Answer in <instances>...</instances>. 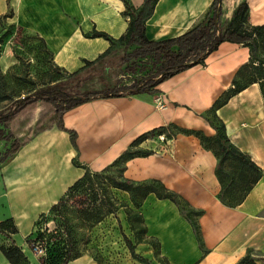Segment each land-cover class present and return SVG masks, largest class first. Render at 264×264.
Returning <instances> with one entry per match:
<instances>
[{"label":"crops","instance_id":"0c3cea01","mask_svg":"<svg viewBox=\"0 0 264 264\" xmlns=\"http://www.w3.org/2000/svg\"><path fill=\"white\" fill-rule=\"evenodd\" d=\"M131 1L138 7L144 0ZM239 1L226 13L227 17ZM212 2L158 0L146 23L147 36L158 40L184 33L204 18ZM248 2L249 21L264 23V0ZM9 8L13 10V22L44 37L54 51L56 63L70 72L83 66L86 59L98 57L111 44L104 37H91L86 33L97 28L119 37L129 25V17L122 13L123 0H0V14ZM249 57V48L244 44L223 41L204 64L170 76L157 85L156 91L96 98L69 109L64 114V122L77 133L76 147L65 130L54 127L41 132L12 159L15 164L9 169L12 175L9 177L8 172L6 179L0 178V187H4V181L19 176L30 179L24 181L28 184L37 181L49 186L52 179L58 181L56 145L53 141L49 148L36 145L46 135L52 140L61 136L62 149L71 160L77 156L92 170L101 171L137 137L155 128L169 130L177 125L215 134L203 113L232 86L237 71ZM158 100H162L163 105ZM217 113L225 123L230 140L263 170V177L240 204L229 206L219 199L218 159L193 133H179L166 143H161L158 136L147 138L141 146L155 152L129 159L124 176L135 181L159 179L192 208L203 210L198 224L204 251L192 264H236L249 251L256 257L257 264H264V97L259 83H252L231 96ZM47 149L50 154L44 158L42 155ZM83 174V168L74 166L65 178L75 180ZM14 193V190L0 188L3 208L0 221L14 213V204L19 200ZM145 208L149 229H159L165 224L172 229H191L171 200L160 199L152 193L145 201ZM29 227L27 223L26 229ZM75 261L89 264L82 256L69 264ZM0 264H10L1 249Z\"/></svg>","mask_w":264,"mask_h":264},{"label":"trees","instance_id":"16d2710c","mask_svg":"<svg viewBox=\"0 0 264 264\" xmlns=\"http://www.w3.org/2000/svg\"><path fill=\"white\" fill-rule=\"evenodd\" d=\"M124 2L126 5L124 14L129 17V25L122 35L113 37L108 32L97 28L86 33L91 37H104L111 42L103 53L93 60L86 59L83 66L72 72L57 65L60 72L64 73L62 77L46 82L32 91L12 99L0 109V140L4 141V145L0 149V167L10 162L27 142L54 126L59 130L69 132L71 141L76 147V131L65 126L64 114L66 111L96 98L156 91L160 82L193 65L204 64L208 55L217 49L223 41H231L247 46L250 57L237 71L232 80V86L203 113V116L214 127L215 134L209 135L202 130L186 129L177 125H172L169 130L155 128L137 137L128 149L108 167L122 163V176L120 178L109 176L111 184L113 187L129 191L137 206L141 205L150 193H154L160 199H169L177 205H180V200L189 204L161 180L135 181L125 177L124 171L129 159L155 152L153 149L141 146L147 138L165 134L169 140L179 133H193L200 138L205 148L213 151L218 159L216 175L221 184L219 199L226 205L237 206L263 177V170L248 153L230 140L225 123L219 117L217 109L225 104L231 96L255 82L259 83L264 97V23L252 24L249 21L250 5L248 0H240L234 6L231 16L226 18L222 8L223 0H213L199 23L180 35L156 40L147 36L146 23L153 15L158 0H144L138 7L131 0H124ZM220 5L219 17L216 18ZM115 57L116 65L135 76L130 83H123L118 77L113 83L104 81L112 75L106 61L113 60ZM147 63H151V67L147 68V73H140L142 64ZM115 74L120 76L121 72L117 71ZM95 79L102 83L94 86L92 82H95ZM40 102L53 106L52 115L48 119L46 117L38 119L24 137L16 136L10 128L12 121L35 109ZM80 163L77 166L84 169V174L69 186L57 203L50 207L48 214L44 212L41 214L43 218L45 217V221H57L56 230L49 238H45L44 232H39L33 239L34 241L38 238H45L47 241H54V247L48 248L44 264H68L71 260L81 256L79 250L71 246L74 244V236L70 218L66 214L68 210L66 203L79 185L91 182L93 176L99 173L82 162ZM136 189L140 190L138 198L135 195ZM108 211H114V209L110 207ZM196 212L200 215L203 210H196ZM49 215L53 217L48 219ZM104 215L102 210L95 211L92 207H88L82 212V217L85 220L100 221ZM135 215L141 223H144L141 212L137 211ZM187 217H190L189 214ZM10 227L12 233L17 232L12 217L0 221V228ZM143 229L145 230L146 227L143 226ZM123 236L132 256L141 262H147L148 260L136 251L133 240L124 232ZM10 239V245L0 244V249L10 264H18L20 261L28 263V257L22 248L13 237ZM61 242H64L63 246H61ZM236 264H257L256 257L249 251Z\"/></svg>","mask_w":264,"mask_h":264},{"label":"rangeland","instance_id":"374dc122","mask_svg":"<svg viewBox=\"0 0 264 264\" xmlns=\"http://www.w3.org/2000/svg\"><path fill=\"white\" fill-rule=\"evenodd\" d=\"M237 1L223 0L222 8L225 18L226 13ZM122 13L124 14V11ZM12 16L13 10L10 8L0 14V109L12 99L64 75L57 68L55 54L48 41L33 30L13 22ZM106 65L112 75L111 77L107 75L105 82L113 83L118 77L123 83H130L135 77L123 71L121 66L116 65V57L113 60L108 59ZM141 67L139 72L145 74L147 68L151 67V63L142 64ZM117 71L121 72V76L115 74ZM101 83L96 79L92 82L94 86ZM52 113L51 104L40 102L35 109L15 118L10 128L16 136L22 138L29 133L38 119L41 117L48 119ZM50 137L49 135L42 137L36 145H46L49 148L52 141L56 145L57 149L54 152L57 156L58 181L55 182L52 179L49 186H44L37 181L34 184H28L24 181L30 179L19 176L11 181H4V187H0L10 191L14 190V195L19 198L14 204V213L8 216L12 217L17 232L12 233L11 227L0 228V244L8 246L11 244L10 237H16L15 242L20 243L18 245L28 257V263L20 261L18 264H44L48 248L54 247V241H47L45 238H49L55 232L57 221H45V217L43 218L41 214L43 212L48 214L50 207L57 203L69 186L77 180L67 179L65 175L70 172L71 168L81 164V161L77 156L70 159L66 151L62 149L64 142L61 136L56 138L53 136L55 138L53 140ZM3 145L4 141L0 140V149ZM49 154L50 151L47 149L42 157H49ZM11 161L0 167V178L6 179L9 169L15 165ZM121 165L122 163H118L98 171L99 174H95L91 182L79 185L68 198L66 214L70 218L74 236V244L71 246L79 250L81 256L89 264H192L204 251L198 224L199 215L196 210L183 200H180V205L175 203L180 214L191 225V229H172L169 224L159 229H149L145 217V201L152 193L141 205L137 206L129 191L113 187L109 176L120 178L122 176ZM11 175L9 172V177ZM47 191H49L48 195ZM135 195L138 198L140 190L136 189ZM5 200L6 198H3V201ZM88 207H92L95 211L102 210L105 213L103 219L100 221L85 220L82 212ZM110 207L114 211H108ZM2 210L0 201V212ZM148 210L150 211V207ZM137 211L142 213L144 223L137 219L135 215ZM31 214L33 217L29 218ZM187 214L190 217H187ZM51 217L53 216L49 215L48 219ZM27 223L30 226L28 229H26ZM143 226L146 227L145 230ZM39 232H44L46 237L33 241ZM123 232L133 240L136 251L145 257L147 262H141L132 256ZM63 245L64 242H61V246ZM75 263L78 262L75 261Z\"/></svg>","mask_w":264,"mask_h":264},{"label":"built area","instance_id":"2783aa9c","mask_svg":"<svg viewBox=\"0 0 264 264\" xmlns=\"http://www.w3.org/2000/svg\"><path fill=\"white\" fill-rule=\"evenodd\" d=\"M158 102L161 104V105H163L162 104V100H158ZM158 139H159V141L161 142V143H166L168 140H167V138H166V135L165 134H160L159 136H158Z\"/></svg>","mask_w":264,"mask_h":264},{"label":"water","instance_id":"95a60500","mask_svg":"<svg viewBox=\"0 0 264 264\" xmlns=\"http://www.w3.org/2000/svg\"><path fill=\"white\" fill-rule=\"evenodd\" d=\"M220 9H221V5H220V6H219V8H218V11H217L216 18H218V17H219V12H220Z\"/></svg>","mask_w":264,"mask_h":264},{"label":"bare ground","instance_id":"6f19581e","mask_svg":"<svg viewBox=\"0 0 264 264\" xmlns=\"http://www.w3.org/2000/svg\"><path fill=\"white\" fill-rule=\"evenodd\" d=\"M78 261V260H77ZM75 263V262H74ZM76 264V263H75ZM78 264V263H77Z\"/></svg>","mask_w":264,"mask_h":264}]
</instances>
